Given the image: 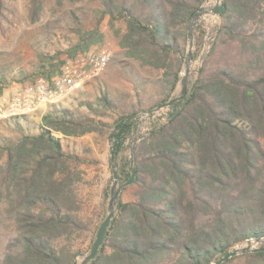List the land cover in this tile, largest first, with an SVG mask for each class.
<instances>
[{
  "label": "trees",
  "instance_id": "16d2710c",
  "mask_svg": "<svg viewBox=\"0 0 264 264\" xmlns=\"http://www.w3.org/2000/svg\"><path fill=\"white\" fill-rule=\"evenodd\" d=\"M85 1L53 0L58 11L70 6L78 41L22 73V84L52 81L67 59L101 45L107 20L133 61L125 67L133 92L103 88L77 106L49 105L39 122L29 116L2 122L13 131L0 130V264H74L89 250L109 192L95 224L83 191L88 168L97 163L93 149L65 150L62 139L112 134L120 183L127 181V142L137 116L179 93L189 23L206 0H99L93 28L72 10ZM222 3L221 22L186 99L136 143L135 182L121 193L105 241L87 264H212L239 244L264 240V0ZM45 4L29 0L32 23ZM4 11L0 0V18ZM197 31L194 58L204 43ZM5 84L0 80V93ZM242 259L264 264V251L223 264Z\"/></svg>",
  "mask_w": 264,
  "mask_h": 264
},
{
  "label": "rangeland",
  "instance_id": "374dc122",
  "mask_svg": "<svg viewBox=\"0 0 264 264\" xmlns=\"http://www.w3.org/2000/svg\"><path fill=\"white\" fill-rule=\"evenodd\" d=\"M5 3L6 11L3 12L5 17L0 18V80L6 83L3 92H6L12 86L22 85L21 81L24 76L22 73L26 75L37 70L43 63L46 55H53L58 51H65L78 41V36L72 30L74 22L71 20L68 12L70 6H67L62 11H58L54 6L53 0H46L45 11L40 21L32 23L29 16V0H5ZM98 8H100L99 0H87L74 5L72 10L88 28H93L96 23ZM106 21L102 26L105 35L104 42L101 45L93 47L92 50H110L112 52L111 60L104 70L95 76L88 77L84 81L82 88L68 95L62 104L71 107L77 106L79 101L87 99L88 97L94 99L101 93L103 88H108L112 92L116 90L133 92V85L126 78V73L128 72L125 71V67L129 66L128 64L133 63V61L125 58L123 51L118 45V39L107 27ZM220 22L221 18L219 15H207L199 20L197 32L203 35L204 43L196 58H194V52L196 50L194 46L191 80L197 75V70L204 61L203 57L205 59V56L209 52L211 37ZM208 39L210 40L209 48L205 53ZM63 58H66V55H63ZM167 111L163 109L161 113H156L149 121H143L139 130L135 132L136 136L140 137L145 135L150 130L153 121L159 120L161 116L168 113ZM163 112L165 113L163 114ZM41 115L42 113L39 111L29 116V120L39 122ZM23 125L26 132H38V129L32 125ZM0 130L9 135L13 131L10 127L6 128L3 123L0 124ZM109 137L101 138L95 134H89L70 140L62 139L65 150L81 151L86 147L93 149V157L97 163L88 168V182L83 191L87 198L88 216L94 220L95 224L98 222V218L102 215L104 209L105 189L109 192L105 209L108 208L110 199L112 167ZM127 144L130 145V151L131 144L129 140ZM119 155L121 156V154ZM119 155L116 157L118 166L120 160ZM89 244L90 238H87L82 244L83 249H86ZM261 245L262 243L260 242L256 244V247H260ZM236 264L252 263L242 259L237 260Z\"/></svg>",
  "mask_w": 264,
  "mask_h": 264
},
{
  "label": "water",
  "instance_id": "95a60500",
  "mask_svg": "<svg viewBox=\"0 0 264 264\" xmlns=\"http://www.w3.org/2000/svg\"><path fill=\"white\" fill-rule=\"evenodd\" d=\"M222 1L223 0H206L205 3L199 8V10L194 14L192 20L189 23V27H188V47H187L186 55H185L184 70H183V73L181 75V80H180L179 93L177 94L175 98H173L169 102L159 105L155 109H152L148 112H143L139 114L137 116L138 122L135 125V127H137L136 131L139 130L141 123L143 121H149L156 113H161V110L163 109L168 110L167 111L168 113L163 112V114L164 113L165 114L161 116L159 120L166 119L167 117H169L168 114L171 111V109H176L180 105V103L186 99L187 93H188V84L192 78L191 69H192V62H193V50L195 46V27L197 26L199 20L204 16H207V15L209 16L219 15L220 16L223 10ZM209 42L210 40L208 39L207 40L208 45L206 46L205 53L207 52V49L209 48ZM203 60H204V57H203ZM111 136L109 137V142H110V147H111L112 186L110 190V199H109L108 208H107V215L105 219L103 220V222L101 223L98 229L96 238L94 242L92 243L91 247L89 248V250L85 254L78 256L75 259L74 264H87L88 262L93 260L98 255L100 248L105 241V237H106L108 228L111 224V221L117 214L121 193L126 187H129L135 182V168H134L135 145L143 136L137 137L136 133H134L129 138V143L131 144V150H130V174L131 175H130V178L124 183H120L119 166H118V162L116 158L117 151H116L114 141L111 138ZM260 242L262 243V245L260 247H256V244ZM259 251H264V240L260 238L251 239L247 242L239 244L233 250L229 251L222 258L214 261L212 264H223L235 256H239L245 253L259 252Z\"/></svg>",
  "mask_w": 264,
  "mask_h": 264
},
{
  "label": "built area",
  "instance_id": "2783aa9c",
  "mask_svg": "<svg viewBox=\"0 0 264 264\" xmlns=\"http://www.w3.org/2000/svg\"><path fill=\"white\" fill-rule=\"evenodd\" d=\"M112 58L107 49L91 50L66 60L62 73L47 81L15 85L8 92L0 93V124L13 117L31 116L43 107L62 103L64 99L81 89L84 81L106 68Z\"/></svg>",
  "mask_w": 264,
  "mask_h": 264
},
{
  "label": "crops",
  "instance_id": "0c3cea01",
  "mask_svg": "<svg viewBox=\"0 0 264 264\" xmlns=\"http://www.w3.org/2000/svg\"><path fill=\"white\" fill-rule=\"evenodd\" d=\"M12 88H13V86L10 87V88H8L6 92H8V91H9L10 89H12ZM46 109H47V107L45 106V107H43V108L41 109L40 112L43 114V113L46 111Z\"/></svg>",
  "mask_w": 264,
  "mask_h": 264
}]
</instances>
